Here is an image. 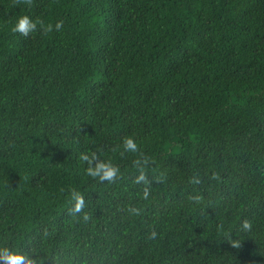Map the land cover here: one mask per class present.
Masks as SVG:
<instances>
[{"label": "trees", "instance_id": "obj_1", "mask_svg": "<svg viewBox=\"0 0 264 264\" xmlns=\"http://www.w3.org/2000/svg\"><path fill=\"white\" fill-rule=\"evenodd\" d=\"M20 14L61 27L24 36ZM81 153L119 174L87 176ZM0 247L264 264V0H0Z\"/></svg>", "mask_w": 264, "mask_h": 264}, {"label": "clouds", "instance_id": "obj_2", "mask_svg": "<svg viewBox=\"0 0 264 264\" xmlns=\"http://www.w3.org/2000/svg\"><path fill=\"white\" fill-rule=\"evenodd\" d=\"M61 21L57 20L55 25L52 23L45 24L38 18L34 19L28 14H20L15 18L14 23L11 26V31L19 33L24 36H28L31 32L36 30L39 24L40 29L45 32H51L53 28L60 29ZM122 147L125 151L135 153L138 151V145L132 136H125L122 139ZM81 160L87 162V167L84 169L85 173L89 177L98 178L100 180H113L118 174L119 169L117 166L107 159H98L95 153L91 155L81 153ZM133 163L139 167V162L133 161ZM145 178L144 169L141 167L139 174L136 176V180L142 181ZM144 198L149 195L148 189L145 188L142 193ZM193 199H199V196L193 197ZM68 200L71 203V211L81 212L85 206L84 195L77 188L70 187L68 189ZM130 211L136 213L139 210L135 207H131ZM83 219L87 220V213H82ZM244 229L250 227L249 221H242ZM155 235V233H153ZM0 264H40L39 258L27 257L24 253L9 249L7 247H0Z\"/></svg>", "mask_w": 264, "mask_h": 264}]
</instances>
